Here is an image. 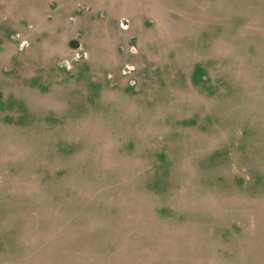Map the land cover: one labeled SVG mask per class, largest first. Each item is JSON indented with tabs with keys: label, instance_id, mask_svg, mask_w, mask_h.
<instances>
[{
	"label": "rangeland",
	"instance_id": "obj_1",
	"mask_svg": "<svg viewBox=\"0 0 264 264\" xmlns=\"http://www.w3.org/2000/svg\"><path fill=\"white\" fill-rule=\"evenodd\" d=\"M0 264H264V0H0Z\"/></svg>",
	"mask_w": 264,
	"mask_h": 264
},
{
	"label": "built area",
	"instance_id": "obj_2",
	"mask_svg": "<svg viewBox=\"0 0 264 264\" xmlns=\"http://www.w3.org/2000/svg\"><path fill=\"white\" fill-rule=\"evenodd\" d=\"M86 57L87 55L81 51V47L79 46V48L76 49V54L73 55L70 60L67 59L60 62V66L69 69V67L71 68L73 61H78V59Z\"/></svg>",
	"mask_w": 264,
	"mask_h": 264
},
{
	"label": "water",
	"instance_id": "obj_3",
	"mask_svg": "<svg viewBox=\"0 0 264 264\" xmlns=\"http://www.w3.org/2000/svg\"><path fill=\"white\" fill-rule=\"evenodd\" d=\"M74 49H77L79 48V44L78 43H75V45L73 46Z\"/></svg>",
	"mask_w": 264,
	"mask_h": 264
}]
</instances>
